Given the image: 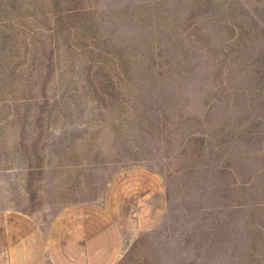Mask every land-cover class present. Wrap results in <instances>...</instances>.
<instances>
[{"label":"rangeland","instance_id":"374dc122","mask_svg":"<svg viewBox=\"0 0 264 264\" xmlns=\"http://www.w3.org/2000/svg\"><path fill=\"white\" fill-rule=\"evenodd\" d=\"M104 198L90 264H264V0H0V249Z\"/></svg>","mask_w":264,"mask_h":264},{"label":"crops","instance_id":"0c3cea01","mask_svg":"<svg viewBox=\"0 0 264 264\" xmlns=\"http://www.w3.org/2000/svg\"><path fill=\"white\" fill-rule=\"evenodd\" d=\"M133 199L135 208L133 215H129L133 205L125 203L130 208L127 212L130 217H136L139 212L138 199ZM107 206L108 200L106 198L96 204L95 202L73 204L66 208L65 219L60 213L55 217L53 216L49 222L22 216L20 220L27 219L26 224L35 235V257L38 253H41L42 257L29 258L31 254H28L25 245L28 237L23 226L19 225L18 230L15 228L5 230L6 234L0 249V264H30L31 261L42 264H90L91 258H98L96 259L97 262H100L101 258H105L106 263V258H113L115 254V251L108 252L113 248L110 243L111 240L107 243L109 236L105 233H103L102 243L101 241L96 243L95 239H100L101 231L99 228L106 226ZM94 214L102 218L97 223L93 222ZM10 226L15 225L11 224ZM122 228L120 226L121 234L124 231ZM11 232L14 233L15 237L10 241ZM13 241L15 245L11 248L10 243Z\"/></svg>","mask_w":264,"mask_h":264}]
</instances>
